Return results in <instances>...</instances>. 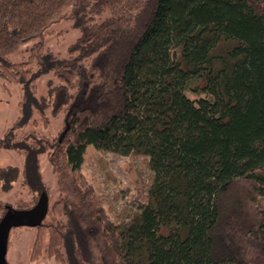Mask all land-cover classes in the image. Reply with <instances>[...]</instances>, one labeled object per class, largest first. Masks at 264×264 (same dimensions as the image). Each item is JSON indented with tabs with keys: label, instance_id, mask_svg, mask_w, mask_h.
I'll return each mask as SVG.
<instances>
[{
	"label": "trees",
	"instance_id": "obj_1",
	"mask_svg": "<svg viewBox=\"0 0 264 264\" xmlns=\"http://www.w3.org/2000/svg\"><path fill=\"white\" fill-rule=\"evenodd\" d=\"M63 18L79 36L49 55ZM43 72L64 125L42 146L14 141L24 163L0 166V185H35L46 153L58 198L35 227L59 264H264V0H0V77L29 95ZM89 145L148 157L126 221L81 171Z\"/></svg>",
	"mask_w": 264,
	"mask_h": 264
},
{
	"label": "rangeland",
	"instance_id": "obj_2",
	"mask_svg": "<svg viewBox=\"0 0 264 264\" xmlns=\"http://www.w3.org/2000/svg\"><path fill=\"white\" fill-rule=\"evenodd\" d=\"M51 30L52 34L44 38L46 52L65 57L68 47L79 36V29L71 19L63 18ZM27 47L25 45L13 53L11 60H26ZM28 68L37 70L34 63ZM33 83L35 91L28 95L20 84L9 83L0 77V140L8 142L11 139V146L0 145L1 167L11 165L19 167V170L22 167L27 149L26 146H13L14 141H24L32 146L39 143L42 146L44 134L56 136L64 125V114H53L51 111L50 89L57 83L56 78L49 72H43ZM187 95L195 98L191 93ZM7 130H10L8 134ZM38 165L39 180L35 185L28 184L22 174L7 190L0 185V216L4 213L5 205L13 208L32 207L42 193L47 195L48 208L58 198L56 178L45 152L38 154ZM81 171L111 219L117 223L126 221L129 212L138 210L145 203L153 180L148 157L102 152L90 145L86 147ZM38 233L41 234L39 241ZM9 235L6 254L8 264H59L47 253L48 231L45 228L14 226Z\"/></svg>",
	"mask_w": 264,
	"mask_h": 264
},
{
	"label": "water",
	"instance_id": "obj_3",
	"mask_svg": "<svg viewBox=\"0 0 264 264\" xmlns=\"http://www.w3.org/2000/svg\"><path fill=\"white\" fill-rule=\"evenodd\" d=\"M48 198L45 193L40 194L36 203L30 208H13L5 205V212L0 218V264H8L6 254L8 238L14 226H36L46 216L48 211Z\"/></svg>",
	"mask_w": 264,
	"mask_h": 264
}]
</instances>
